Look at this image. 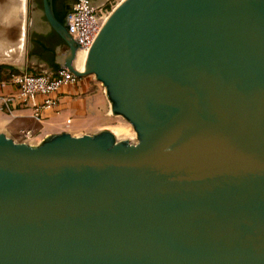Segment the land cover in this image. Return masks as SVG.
I'll return each instance as SVG.
<instances>
[{
  "label": "water",
  "instance_id": "obj_1",
  "mask_svg": "<svg viewBox=\"0 0 264 264\" xmlns=\"http://www.w3.org/2000/svg\"><path fill=\"white\" fill-rule=\"evenodd\" d=\"M42 2L138 142L0 133V264H264V0H123L83 70Z\"/></svg>",
  "mask_w": 264,
  "mask_h": 264
},
{
  "label": "crops",
  "instance_id": "obj_2",
  "mask_svg": "<svg viewBox=\"0 0 264 264\" xmlns=\"http://www.w3.org/2000/svg\"><path fill=\"white\" fill-rule=\"evenodd\" d=\"M109 1L92 0L95 5ZM35 21L38 28L34 30L39 35L35 43L32 39L29 49L27 46L23 50L18 48L12 56L13 60L0 70V133L31 145H38L48 134L64 131L82 135L109 129L115 133L123 125L117 119L118 115L112 113L105 87L94 75L80 77L76 84L63 87L57 94L58 106L43 109L40 116L35 115L30 107L14 108L12 103L5 101L7 96L17 92L16 86L9 82L10 68L31 73H54L64 62L67 46L60 36L53 31L60 39L56 44L48 46L43 37L52 31L51 27L41 17H36ZM36 46L38 52L34 54ZM27 130L32 132L31 137L24 134Z\"/></svg>",
  "mask_w": 264,
  "mask_h": 264
},
{
  "label": "built area",
  "instance_id": "obj_3",
  "mask_svg": "<svg viewBox=\"0 0 264 264\" xmlns=\"http://www.w3.org/2000/svg\"><path fill=\"white\" fill-rule=\"evenodd\" d=\"M106 4L95 5L92 0H77L66 15L68 33L78 43L79 49L89 51L110 13ZM9 78L17 92L7 96L5 101L12 103L14 108L30 107L37 116L45 108L58 106L59 91L65 86L76 84L80 79L67 68H60L54 73L11 71ZM24 134L26 137L32 136L30 130L24 131Z\"/></svg>",
  "mask_w": 264,
  "mask_h": 264
},
{
  "label": "rangeland",
  "instance_id": "obj_4",
  "mask_svg": "<svg viewBox=\"0 0 264 264\" xmlns=\"http://www.w3.org/2000/svg\"><path fill=\"white\" fill-rule=\"evenodd\" d=\"M121 1L122 0H110L108 2V5H109L108 10L112 11L115 8V6L118 5V3H120ZM38 2H39V0H28V3H27V11H26V16H27L26 17V46H27V49H29V45L32 42V39H33V43H35L34 40H36L38 37L36 31L34 30L35 28H38L35 25V23H36L35 19H36V17H38V16H36V14H38V11L40 10V9H38V5H39ZM2 3H3V1L1 0L0 1V7H1ZM16 3L19 4L20 1L16 0L11 4L15 5ZM39 8H41V7H39ZM40 13H41V11H40ZM14 20L15 19L9 18V10L5 11L2 14V16L0 17V32H2V30H4V29L9 30V28H11V30H12L14 28V25L16 24ZM22 21H24L23 18H22ZM18 29H19V32L21 35V31L23 29L20 27H18ZM20 35H19V37H20ZM0 44H2L1 41H0ZM37 50H38V47L36 46L35 50L33 51L34 54H37V52H38ZM24 69L25 68H22V70H24ZM24 71H26V70H24ZM27 72H29V71H27ZM117 119L123 125V126H120V128L116 129L115 133H117L116 134L117 138L118 139H127L132 143L138 142L137 134H136L134 128L132 127V125L126 119H124L121 116H118Z\"/></svg>",
  "mask_w": 264,
  "mask_h": 264
},
{
  "label": "bare ground",
  "instance_id": "obj_5",
  "mask_svg": "<svg viewBox=\"0 0 264 264\" xmlns=\"http://www.w3.org/2000/svg\"><path fill=\"white\" fill-rule=\"evenodd\" d=\"M120 3H118V5ZM118 5H116L115 8ZM7 9L10 10L9 11V14H10L9 15V18L10 19H17V21H18V19L20 20V18L22 17V11H23L22 5L21 6H19V5H13V6H11L10 4H5L3 11H6ZM112 11H110V13L107 15V18L111 14ZM0 15H2V10H0ZM16 27H18V26H16ZM5 31L6 30L4 29V30H2V32H0V41L2 43V44H0V60L1 61H8V62H10V61L13 60L12 59V56H11L12 54L10 53L11 50H10V48H8L9 47V44H11V41H10L11 38L10 37L12 36L13 33H16L17 30L15 29V31H12V30L11 31H7L6 33H5ZM87 53H88L87 50H82V49H79L78 50L77 57H76V60H75V67L77 69H79V70H83L84 69L85 58L87 56Z\"/></svg>",
  "mask_w": 264,
  "mask_h": 264
},
{
  "label": "flooded vegetation",
  "instance_id": "obj_6",
  "mask_svg": "<svg viewBox=\"0 0 264 264\" xmlns=\"http://www.w3.org/2000/svg\"><path fill=\"white\" fill-rule=\"evenodd\" d=\"M76 1L77 0H54L53 3H54L56 15L59 18L63 16V21H65L66 15L71 11V9L73 8ZM38 3H39L38 9L42 10L43 9L42 0H39ZM39 7H41V8H39ZM41 18H42V20L47 21L44 15H42ZM53 31L54 30L52 29V31L48 32V34L45 35V37H43L44 41L48 44V46H52V45H54V43L56 44L60 39V38H58L59 36H57V34ZM37 35H38V33H37Z\"/></svg>",
  "mask_w": 264,
  "mask_h": 264
},
{
  "label": "trees",
  "instance_id": "obj_7",
  "mask_svg": "<svg viewBox=\"0 0 264 264\" xmlns=\"http://www.w3.org/2000/svg\"><path fill=\"white\" fill-rule=\"evenodd\" d=\"M106 7L109 8L108 3L106 4ZM58 18H59V17H58ZM59 19H60L61 21H63V16L60 17ZM5 67H6V66L0 65V70H2V69L5 68ZM10 70H11L12 72H20V71H17V70H15V69H13V68H10Z\"/></svg>",
  "mask_w": 264,
  "mask_h": 264
}]
</instances>
